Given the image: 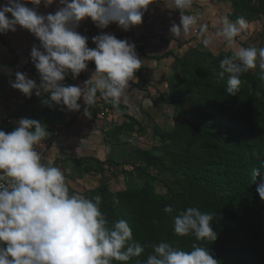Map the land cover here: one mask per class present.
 Instances as JSON below:
<instances>
[{"label": "clouds", "instance_id": "obj_1", "mask_svg": "<svg viewBox=\"0 0 264 264\" xmlns=\"http://www.w3.org/2000/svg\"><path fill=\"white\" fill-rule=\"evenodd\" d=\"M30 2L41 4V0ZM53 2L44 0L45 6ZM152 3L153 0H59L58 10L44 15L28 7L25 0H5L0 4V34L15 32L19 25L40 41L39 48L33 46L30 52L39 73V85L26 73L17 71L10 86L29 98L34 90L36 96L48 94L44 104L51 106L54 102L69 111H79L78 101L82 98L88 118L98 98L119 112L129 82L142 66L135 44L102 32L92 37L96 47L89 48L88 37L80 34L77 27L90 18L100 29L116 23L127 31L142 23ZM167 5L180 11L179 25L173 22L170 28L174 36L194 31L199 35L207 33V24L200 23L195 15L185 14L193 0H168ZM220 23L222 27L214 36L203 39L204 47H210L215 36H219L231 48L249 26L243 16L235 22L224 17ZM89 61H94L95 71L83 87L62 83L69 72L73 79L78 77L88 68ZM219 63L220 76L228 74L226 92L235 95L242 75L257 65L264 78V47L241 46ZM49 135L45 125L31 118H21L11 132L0 130V264H127L140 257L146 246L152 252L142 264H219L209 248L200 244H193L190 251L167 242L141 245L133 239L127 220L109 223L101 211L100 195L88 198L70 194L64 172L37 150L43 148ZM252 175L264 201V160ZM163 211L171 214L173 208L165 206ZM214 216L213 212L187 207L174 217L173 231L179 236L192 235L197 241L214 242Z\"/></svg>", "mask_w": 264, "mask_h": 264}, {"label": "trees", "instance_id": "obj_2", "mask_svg": "<svg viewBox=\"0 0 264 264\" xmlns=\"http://www.w3.org/2000/svg\"><path fill=\"white\" fill-rule=\"evenodd\" d=\"M224 1L232 3L234 10L242 3L247 9L242 12L244 17L264 18V0ZM262 38L264 41V34ZM187 55L189 62L184 73L191 79L193 91L182 98L185 109L177 116L175 134L170 136L171 153L156 156L136 150L143 159L134 163L94 160L95 172H103L106 165L105 169L122 174L123 168L130 165L136 174L149 181L144 189L130 188L103 196L101 211L110 224L118 219L127 220L133 239L141 245L167 242L190 251L193 244H200L209 248L219 264H264V201L256 191L257 183L252 175L253 169L259 168L264 160V78L257 65L242 75L240 89L230 95L226 92L228 74L220 76L219 63L228 54L216 59L201 50H189ZM203 61L206 64L202 65ZM206 93H212L230 108L212 107ZM103 110L104 115L109 112L124 119L117 126L118 132L126 131L133 124L143 130V125L128 116L123 106L119 112L112 105ZM166 157L171 167L166 166ZM154 164L163 172L156 170ZM164 174L176 181L179 191L163 184L159 177ZM150 182L163 185L166 196L159 198L152 194ZM165 206H171L173 212L165 213ZM190 206L215 213L212 228L217 239L214 242H201L192 235L174 233V217ZM151 252L152 248L146 246L140 257L130 259L127 264H142ZM113 264L124 262L113 261Z\"/></svg>", "mask_w": 264, "mask_h": 264}, {"label": "crops", "instance_id": "obj_3", "mask_svg": "<svg viewBox=\"0 0 264 264\" xmlns=\"http://www.w3.org/2000/svg\"><path fill=\"white\" fill-rule=\"evenodd\" d=\"M25 2L28 7H34L38 13L44 15L50 12L54 13L60 7L59 0H54L48 6H45L44 0H41V4L38 6L33 5L30 0H25ZM158 3L153 0V3L145 11L142 23L132 26L127 31L116 23L100 29L90 18H85L77 27L80 34L88 37L87 46L89 48L96 47L92 42V37L102 32L113 34L117 39H126L135 44V51L142 60V66L135 73L133 80L129 82V90L126 97L122 98L120 106L124 107L128 116L140 124H143L146 108L143 95L152 87L151 81H154L153 85L159 81L153 80L155 76L158 77L155 69L162 62L157 60L169 53L171 55L174 48L180 49L178 40L182 38L179 36L177 39L170 32L172 25L170 23H175L176 16L180 15L179 10L164 6L163 3L157 6ZM161 10L165 15V17L160 16L162 19L158 18ZM186 12L190 14V11L186 10ZM166 15L170 18H167ZM9 18H12L10 14ZM39 45L40 41L19 25L15 32L8 31L0 34V130L6 133L11 132L21 118L40 121L47 127L50 135L43 141V148L37 150L42 153L45 160L61 168L66 176V182L70 183L68 186H71L75 179L84 178L89 168H95L94 160L117 161L118 158L126 155L128 149L124 145L126 143H123L126 131L118 132L117 130L119 121L124 120L113 113L104 115L103 109L111 104L102 98H98L97 104L91 109L92 116L88 118L84 115L86 105L82 98L78 101L81 104V109L69 111L66 106L57 105L54 102L51 106L44 104L43 101L48 98V94L36 96L34 90L33 95L29 98L19 90L13 89L9 82L14 81L17 71L26 73L39 85V73L30 57L32 47L39 48ZM153 63H156L157 66ZM94 71L95 63L89 61L88 68L75 79L69 72L68 80L64 84L83 87V82L88 80ZM130 113H133L137 118ZM126 122L130 124V121L126 120Z\"/></svg>", "mask_w": 264, "mask_h": 264}, {"label": "rangeland", "instance_id": "obj_4", "mask_svg": "<svg viewBox=\"0 0 264 264\" xmlns=\"http://www.w3.org/2000/svg\"><path fill=\"white\" fill-rule=\"evenodd\" d=\"M156 1L159 2L157 6L163 3L164 6L169 7L167 5L168 0ZM4 3L5 0H0V4ZM233 6L232 3L224 0H193V5L189 8L190 10L186 9L190 11V14L197 16L200 23L207 24L208 31L205 35H199L195 31L187 35L182 34V38L178 40L180 49L174 48L171 55H169V53L166 56H161L157 60L162 62L155 69L158 77L155 76L153 80L159 81L154 85V81H151L150 84L152 87L143 95L146 105L144 121H142L143 124L141 123V125H143V130H140L138 126L134 124L132 127L127 128L123 143H126L124 145L128 150L126 155L118 158V161L134 163L138 159H143V156L138 154L136 150L151 152L156 156L169 155L171 153L172 141L170 140V136L175 134L177 116L185 109L182 105V98L191 95L193 91L189 84V80L191 81V79L188 80L184 73L189 62L187 57V52L189 50H201L205 54H210L216 59H219L221 54L226 53L230 55L241 46L264 47L262 38L264 34V18L257 17L256 15L250 18L244 17L242 12H245V10L247 11L246 7H244L242 3H238L239 8L234 10ZM186 10L185 14H188L189 12H186ZM162 11L163 10L160 11L158 18H160V16L165 17ZM239 16H243L249 26L236 38V43L233 47L229 48L223 38L219 36H215L214 43L210 47L206 48L203 46V39L206 36H214L222 27L220 23L222 18L227 17L231 22H235ZM166 17L170 18V16L167 15ZM175 23H180V15L176 16ZM165 24L170 25L172 23ZM177 39L179 38L177 37ZM153 64L157 66L156 63ZM204 64L206 63L203 61L202 65ZM206 98L211 103L210 105L212 107L226 110L227 106L225 107L224 103L219 98L217 99L212 93H206ZM106 113L109 114V112ZM130 114L134 115L133 113ZM135 117L137 118V116ZM122 123L123 121H119L118 124L121 125ZM134 138H137L138 141L133 142ZM168 145L170 147H167ZM164 161L166 166L171 167V161L167 157ZM154 165L156 166V170L163 172L161 167L157 164ZM105 167L103 172H95L94 169L89 168L84 178H78V180L73 179L74 184L71 185L72 187L69 186L70 194L78 193L88 198L100 195L103 201V196L107 194L123 192L130 188L140 190L147 187L146 184L149 182L148 179L136 174L133 167L130 165L123 168L125 171L122 174L116 173L112 169H105ZM159 179L162 180L163 184L172 188L175 192L179 191V185L169 175L164 174L160 176ZM150 186L153 188L152 194L156 197L164 198L166 196L167 189L163 185L157 182H150Z\"/></svg>", "mask_w": 264, "mask_h": 264}, {"label": "water", "instance_id": "obj_5", "mask_svg": "<svg viewBox=\"0 0 264 264\" xmlns=\"http://www.w3.org/2000/svg\"><path fill=\"white\" fill-rule=\"evenodd\" d=\"M137 141H138V139L137 138H134L133 142H137Z\"/></svg>", "mask_w": 264, "mask_h": 264}]
</instances>
